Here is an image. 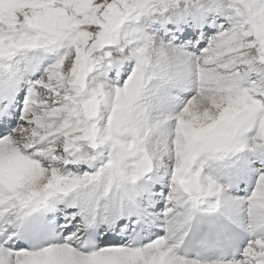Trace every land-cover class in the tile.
Listing matches in <instances>:
<instances>
[{"label": "snow or ice", "instance_id": "snow-or-ice-1", "mask_svg": "<svg viewBox=\"0 0 264 264\" xmlns=\"http://www.w3.org/2000/svg\"><path fill=\"white\" fill-rule=\"evenodd\" d=\"M0 264H264V0H0Z\"/></svg>", "mask_w": 264, "mask_h": 264}]
</instances>
